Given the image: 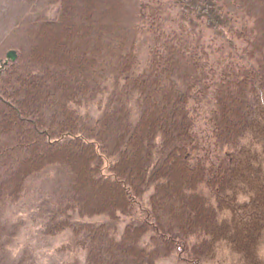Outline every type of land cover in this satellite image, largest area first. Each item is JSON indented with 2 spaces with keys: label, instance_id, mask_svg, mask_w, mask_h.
Listing matches in <instances>:
<instances>
[{
  "label": "trees",
  "instance_id": "16d2710c",
  "mask_svg": "<svg viewBox=\"0 0 264 264\" xmlns=\"http://www.w3.org/2000/svg\"><path fill=\"white\" fill-rule=\"evenodd\" d=\"M172 5L225 40L186 21L167 33ZM0 29L18 52L0 92L30 119L0 111L1 214L31 176L62 166L67 195L47 222L72 228L86 264L174 253L209 264L224 245L236 264H264V0H0ZM150 32L159 44L139 72ZM107 93L97 120L71 111ZM118 212L136 216L119 243L106 226L72 220ZM5 251L0 241V264H12Z\"/></svg>",
  "mask_w": 264,
  "mask_h": 264
},
{
  "label": "rangeland",
  "instance_id": "374dc122",
  "mask_svg": "<svg viewBox=\"0 0 264 264\" xmlns=\"http://www.w3.org/2000/svg\"><path fill=\"white\" fill-rule=\"evenodd\" d=\"M163 2L169 4L171 0H162ZM57 5V4H56ZM17 6H9L10 11H17ZM183 8L172 7L169 8V20H167V33L177 28H181L179 21H186L193 23L191 25L198 26L204 29L208 36L214 38L217 44L222 43L225 39L221 35L216 34L211 28L207 19H200L196 15L190 16L194 19H189L182 12ZM56 9H50L47 11V15L52 19L56 16ZM199 18V19H198ZM192 20V21H191ZM0 31H2L0 29ZM4 40H0V58L4 56V50H6V59L4 63H0V75L5 69V64L10 63L17 58L18 52L16 49H9L10 47L5 46ZM157 38L152 32L145 33L141 39L139 56H138V68L137 71H143V69L148 65L150 60V54L158 46ZM10 46V45H8ZM13 46V44L11 45ZM13 51L15 53V58L11 59L8 57L9 53ZM7 65V64H6ZM136 71V72H137ZM21 94L20 92H18ZM27 96V95H25ZM24 96V98H25ZM108 93L105 95H98L97 97L84 102V104L76 106L72 104L70 106L73 113H78L79 115L87 116L89 119L97 120L105 110L107 106ZM6 97L0 92V99L4 100ZM15 98V96H13ZM13 101H16L13 99ZM23 98V99H24ZM27 98V97H26ZM6 100V99H5ZM7 101V100H6ZM8 100L5 102H0V111H4L5 116L9 118L15 124L29 125V117L25 113L16 114L13 108L15 107L14 102ZM17 102V101H16ZM45 106V105H43ZM69 108V107H68ZM70 110V109H69ZM47 111V110H46ZM107 168V163H106ZM69 177H71L70 171L62 166H50L45 168L43 171L31 176L20 199L17 202H9L5 211L0 218V234L2 238L0 241L6 243V251L4 254V259L12 264H86L87 263V252L84 248H77L74 241L72 240V228L70 226H64L52 230L50 228L48 219L51 218V214L58 207L63 200H65ZM153 186L150 187L143 195V204H148V199L153 191ZM241 199L248 198L247 195H243ZM139 205V203L137 204ZM149 206V205H148ZM139 208L136 210L138 214H142ZM66 214H72L68 212ZM118 217L113 219L112 217L105 216L104 214L97 215L96 217H80L78 213H73V222H91L98 226L108 227L110 234L114 237L116 242L123 240L126 231L130 228L136 221V216L133 214H127L118 212ZM68 217L67 215H65ZM63 217V215H62ZM61 220L62 218H57ZM59 223V222H58ZM56 224V223H55ZM153 234L152 229L142 237L139 242L141 247L149 242L151 235ZM264 256V246L261 251ZM184 253H174L173 255L162 258L156 261L155 264H190L183 260ZM237 255L230 251L228 246H222L216 248L213 252V258L209 259V264H236Z\"/></svg>",
  "mask_w": 264,
  "mask_h": 264
},
{
  "label": "water",
  "instance_id": "95a60500",
  "mask_svg": "<svg viewBox=\"0 0 264 264\" xmlns=\"http://www.w3.org/2000/svg\"><path fill=\"white\" fill-rule=\"evenodd\" d=\"M15 53L13 52V51H11L10 53H9V55H8V57L9 58H11V59H14L15 58Z\"/></svg>",
  "mask_w": 264,
  "mask_h": 264
}]
</instances>
